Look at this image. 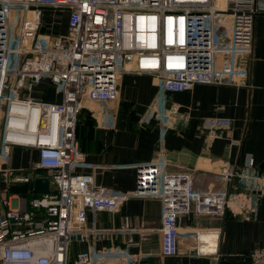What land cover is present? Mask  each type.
Here are the masks:
<instances>
[{"label": "built area", "instance_id": "obj_1", "mask_svg": "<svg viewBox=\"0 0 264 264\" xmlns=\"http://www.w3.org/2000/svg\"><path fill=\"white\" fill-rule=\"evenodd\" d=\"M60 11L65 31L53 34ZM258 13L264 0H0V264H130L137 253L128 247L138 245L131 238L113 248L86 243L70 260L67 250L72 237L83 240L88 211L113 213L132 197L159 202L161 256L179 254V216L252 217L264 196V169L251 155L212 172L221 188L202 189L191 174L168 173L149 161L135 165L134 189L121 192L74 171L83 159L74 131L83 102L117 101L128 72L156 80L150 111L156 125L169 130L181 114L166 92L232 85L235 57L250 53ZM40 82L59 100L34 97ZM209 125L206 146L228 124ZM14 146L35 149L36 159L23 169L5 167ZM36 177L48 179L49 192H8L10 184ZM189 233L194 254L217 260L219 228ZM203 234H213L214 242ZM248 258L264 264V247H254Z\"/></svg>", "mask_w": 264, "mask_h": 264}, {"label": "crops", "instance_id": "obj_2", "mask_svg": "<svg viewBox=\"0 0 264 264\" xmlns=\"http://www.w3.org/2000/svg\"><path fill=\"white\" fill-rule=\"evenodd\" d=\"M62 25V31L54 28L53 34L65 31L66 16ZM234 67L237 72L232 75V85L192 84L185 90L166 92L167 101L177 104L181 114L169 130L157 126L150 111L156 80L146 74H123L117 101L83 102L86 115L82 120L86 119V124L79 128L76 145L83 159L74 171L90 174L97 185L124 192L134 189L135 165L142 162L154 161L168 173L187 172L202 189L224 187L212 172L226 163L241 165L247 154L253 157L256 168L263 170L264 13L254 17L250 53L237 55ZM49 88L40 82L32 95L58 101L53 90L54 97L47 95ZM214 121L228 125L218 129V135L206 146V128ZM36 156L33 148L14 146L8 151L5 167L26 168ZM4 180L2 172L0 191ZM159 219L160 206L154 198H129L113 213L88 211V230L82 241L72 237L67 258H73L86 243L113 248L124 245L128 238L138 242L128 247L130 253H137L130 264H249V252L264 247V196L250 218L179 216L177 226L182 235L176 256L159 254ZM205 227L219 228L217 260L190 249L195 244L189 232Z\"/></svg>", "mask_w": 264, "mask_h": 264}, {"label": "trees", "instance_id": "obj_3", "mask_svg": "<svg viewBox=\"0 0 264 264\" xmlns=\"http://www.w3.org/2000/svg\"><path fill=\"white\" fill-rule=\"evenodd\" d=\"M85 113H86V111L81 108L80 110H78V112L76 114L75 131H74V136H75L74 138H75L76 145H77V139H78L79 131H80L79 128H82L86 124V119L82 120V116L86 115ZM29 189H30V184L29 183L15 182V183L10 184L8 192L17 193V194H19L21 196L30 197Z\"/></svg>", "mask_w": 264, "mask_h": 264}, {"label": "water", "instance_id": "obj_4", "mask_svg": "<svg viewBox=\"0 0 264 264\" xmlns=\"http://www.w3.org/2000/svg\"><path fill=\"white\" fill-rule=\"evenodd\" d=\"M15 27H16V24H15ZM39 31L42 32L43 28L41 27ZM47 192H49V188H48V179L46 177H36L32 180L31 189L29 191V193L32 196L36 194L47 193ZM52 192H54V190Z\"/></svg>", "mask_w": 264, "mask_h": 264}, {"label": "rangeland", "instance_id": "obj_5", "mask_svg": "<svg viewBox=\"0 0 264 264\" xmlns=\"http://www.w3.org/2000/svg\"><path fill=\"white\" fill-rule=\"evenodd\" d=\"M64 14H65V11H62L59 14H57L60 17L59 18L57 17L58 20L55 21L54 26H55V29H57L55 32H57V31L61 32L62 31V26H63L62 24H63V21H64V17L66 16V14H65V16H64ZM52 90H54V89L53 88H49L48 91H50V92L47 93V95L48 96H52L53 95V97H54V94H53Z\"/></svg>", "mask_w": 264, "mask_h": 264}, {"label": "bare ground", "instance_id": "obj_6", "mask_svg": "<svg viewBox=\"0 0 264 264\" xmlns=\"http://www.w3.org/2000/svg\"><path fill=\"white\" fill-rule=\"evenodd\" d=\"M211 235H213V234H203L201 236V238L208 240V242H210V243H213L214 242V237H212Z\"/></svg>", "mask_w": 264, "mask_h": 264}]
</instances>
